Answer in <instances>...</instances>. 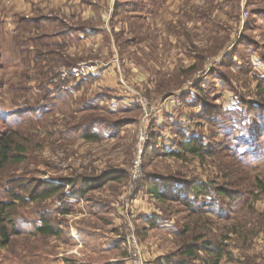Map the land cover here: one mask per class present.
<instances>
[{
  "label": "rangeland",
  "instance_id": "1",
  "mask_svg": "<svg viewBox=\"0 0 264 264\" xmlns=\"http://www.w3.org/2000/svg\"><path fill=\"white\" fill-rule=\"evenodd\" d=\"M2 142L0 264H264V0H0Z\"/></svg>",
  "mask_w": 264,
  "mask_h": 264
},
{
  "label": "trees",
  "instance_id": "2",
  "mask_svg": "<svg viewBox=\"0 0 264 264\" xmlns=\"http://www.w3.org/2000/svg\"><path fill=\"white\" fill-rule=\"evenodd\" d=\"M88 137L92 138L94 136H88ZM204 150H205L204 144L193 139V140L185 141L181 147V151L175 152L173 155L177 156L178 158H181L185 153L199 154ZM10 151H11L10 147L7 146V144L2 142L1 155H0V170L3 168V166L6 163L10 161V157H9ZM92 183L93 182L87 185L88 187L85 188V191L90 190V187L93 186ZM50 186L51 187L49 189L51 191H55L59 187V185H55V184H52ZM165 188H168V186H165ZM161 189H162L161 186H155L154 184L149 185V190L158 198H164L166 196V192H161ZM185 192H186V195H188L186 196L187 197L186 199H188L189 197L197 199V198H200L206 195L205 190H203L201 186H196V185H193V186L190 185L189 187H186ZM49 193L51 194L54 192H49ZM177 195L180 196L179 193ZM10 207H11V204L9 203L0 204V233L5 242L9 241V235L6 231V228L3 226V221L6 217H8L7 209H9ZM151 224L153 226L156 225L154 221ZM38 232L43 235H56V231L47 222H44L43 225L40 228H38Z\"/></svg>",
  "mask_w": 264,
  "mask_h": 264
},
{
  "label": "built area",
  "instance_id": "3",
  "mask_svg": "<svg viewBox=\"0 0 264 264\" xmlns=\"http://www.w3.org/2000/svg\"><path fill=\"white\" fill-rule=\"evenodd\" d=\"M138 165V164H137ZM134 264H141L140 262L135 261Z\"/></svg>",
  "mask_w": 264,
  "mask_h": 264
}]
</instances>
